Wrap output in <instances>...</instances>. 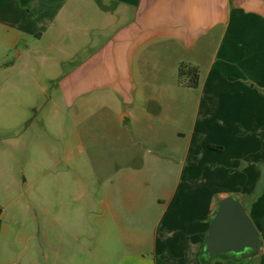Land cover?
I'll return each mask as SVG.
<instances>
[{"label": "crops", "instance_id": "crops-1", "mask_svg": "<svg viewBox=\"0 0 264 264\" xmlns=\"http://www.w3.org/2000/svg\"><path fill=\"white\" fill-rule=\"evenodd\" d=\"M181 63L198 69V88L179 85ZM91 94L107 120L160 116L148 130L186 143L178 164L143 162L163 175L148 209L119 185L101 196L97 247L72 263L109 254V264H204L210 216L232 195L263 243L210 264H264V0H0V121L24 100L72 105ZM139 172L120 185H137ZM3 215L0 205V234Z\"/></svg>", "mask_w": 264, "mask_h": 264}, {"label": "rangeland", "instance_id": "rangeland-1", "mask_svg": "<svg viewBox=\"0 0 264 264\" xmlns=\"http://www.w3.org/2000/svg\"><path fill=\"white\" fill-rule=\"evenodd\" d=\"M92 97L72 105L57 98L8 106L9 119L0 121L1 263L33 264L36 252L39 264H52L56 255L65 260L59 264H77L75 252L97 247L103 194L119 185L139 195L138 211L148 209L153 194L161 196L159 166L143 162L178 164L186 140L171 131H149L160 116L123 124L119 118L107 120L95 101L99 98ZM55 110L59 117H53ZM185 113L193 115V106ZM126 134L131 137L118 140ZM133 168L140 170L137 185L121 186ZM109 256L99 264H109Z\"/></svg>", "mask_w": 264, "mask_h": 264}, {"label": "water", "instance_id": "water-1", "mask_svg": "<svg viewBox=\"0 0 264 264\" xmlns=\"http://www.w3.org/2000/svg\"><path fill=\"white\" fill-rule=\"evenodd\" d=\"M146 111L151 115L158 113L153 105H149ZM262 243L243 206L230 195L216 204L199 255L204 264H210V260L218 255L239 259L258 253Z\"/></svg>", "mask_w": 264, "mask_h": 264}, {"label": "trees", "instance_id": "trees-1", "mask_svg": "<svg viewBox=\"0 0 264 264\" xmlns=\"http://www.w3.org/2000/svg\"><path fill=\"white\" fill-rule=\"evenodd\" d=\"M178 83L180 86L189 89L198 88L199 85L198 69L189 64L181 63L178 67Z\"/></svg>", "mask_w": 264, "mask_h": 264}]
</instances>
